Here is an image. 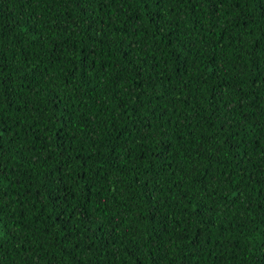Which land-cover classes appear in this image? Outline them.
I'll return each instance as SVG.
<instances>
[{
	"label": "trees",
	"instance_id": "trees-1",
	"mask_svg": "<svg viewBox=\"0 0 264 264\" xmlns=\"http://www.w3.org/2000/svg\"><path fill=\"white\" fill-rule=\"evenodd\" d=\"M0 264H264V0H0Z\"/></svg>",
	"mask_w": 264,
	"mask_h": 264
}]
</instances>
